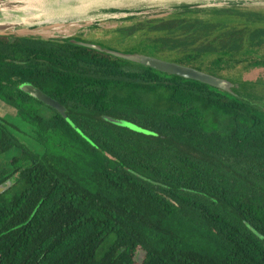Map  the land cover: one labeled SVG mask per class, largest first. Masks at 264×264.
<instances>
[{"label": "trees", "instance_id": "16d2710c", "mask_svg": "<svg viewBox=\"0 0 264 264\" xmlns=\"http://www.w3.org/2000/svg\"><path fill=\"white\" fill-rule=\"evenodd\" d=\"M107 34L123 52L223 79L264 67L263 9L185 8ZM238 89L65 40L0 36V100L28 142L0 117V185L12 183L0 194V264H264V110Z\"/></svg>", "mask_w": 264, "mask_h": 264}, {"label": "rangeland", "instance_id": "374dc122", "mask_svg": "<svg viewBox=\"0 0 264 264\" xmlns=\"http://www.w3.org/2000/svg\"><path fill=\"white\" fill-rule=\"evenodd\" d=\"M20 1L23 0H17L6 5L4 4V6H6V8H16L21 4ZM33 1L35 0H31V2ZM182 5H190L191 9L197 8L206 11H211L213 9H222L218 8V6H209L208 4L202 2L193 3L184 2L183 0H159L154 2L124 0L120 3L109 4L106 8H103L104 10L102 12H100V10H97V7H94L93 9H91L92 11L88 12L85 10H81L79 14L81 18L80 20H73L71 14H67L65 16L69 21L65 23L48 24L44 27L36 29L18 28L14 30L15 34L9 36L8 38H13V36H16L14 38H17L21 36L44 40L63 39L66 37H79L83 40L93 38L95 40H99L102 37H106V39H109V36H104V33L101 34V37L100 34H94V31H110L123 24H126V22H129L130 20L140 21L145 18L168 16L174 13H179L187 8ZM245 5H247V7L255 8L256 10L264 9V2L252 1L249 3H245ZM4 6L0 4L1 9H3ZM224 7L228 6L224 5ZM124 10H127V12H124ZM1 13L2 12H0V22H3V24L11 23V20L13 18L12 15L1 17ZM129 17L134 18L130 19ZM106 39L102 40L101 43L98 42L103 48L122 51V49L115 47L117 44H111V46L107 45L109 42ZM224 74L228 77L227 80L235 84V88H239L238 92L241 98H243L250 104L264 110V67L246 70L244 67L239 66L234 70L225 71ZM231 79L235 81H231ZM0 117L5 118V120L12 125V127H10L11 131H14L15 135L21 142H25L26 144L28 143L27 141H24V138L21 137L22 134L20 131L24 130V123H22L18 118L15 109L3 103L2 101H0ZM13 126H15L17 129L13 128Z\"/></svg>", "mask_w": 264, "mask_h": 264}, {"label": "water", "instance_id": "95a60500", "mask_svg": "<svg viewBox=\"0 0 264 264\" xmlns=\"http://www.w3.org/2000/svg\"><path fill=\"white\" fill-rule=\"evenodd\" d=\"M141 2H154V1H159V0H138ZM185 2V0H183ZM252 1H258V2H264V0H240V1H223L224 3L219 5L217 3H208L205 2L206 4H208L209 6H218V8H222V9H230V8H239V9H255L252 7H247V5H245V3H249ZM0 4L4 6V4H7V1L4 0H0ZM228 6V7H224ZM185 6L187 8H190V5H182ZM18 7V6H17ZM6 6L3 7V9H5ZM3 9H1L0 7V12H3ZM11 10L15 9V7L10 8ZM191 9V8H190ZM197 9V8H196ZM215 10V9H213ZM264 10V9H263ZM138 11V10H136ZM124 12H127V10H124ZM138 13V12H137ZM130 19L134 18V17H129ZM124 21V20H123ZM22 29L25 27H22L20 25L14 24V23H8V24H3L0 23V36H6L9 37L13 34H15L14 30L15 29ZM26 29V28H25ZM16 37V36H13ZM21 37V36H20ZM79 37H71V38H63V39H52V40H65L68 43L74 44V45H78V46H82V47H86L89 49H93L96 51H99L101 53H105L108 55H111L113 57L128 61V62H132L135 64H139L148 68H151L153 70L162 72V73H166L169 75H175V76H179L185 79H189V80H194L197 82H200L202 84L214 87L216 89H219L223 92L226 93H232V89L235 88V84H233L232 82H230L227 79H223L214 75H211L209 73L203 72V71H199L195 68L189 67V66H185L182 64H178V63H174V62H170V61H166V60H162L153 56H149V55H145V54H140V53H125V52H121V51H117V50H113V49H107V48H103L102 46L93 43V42H88V41H83V39ZM20 90H22L24 93H26L27 95H30L31 97H34L35 99L45 103L46 105L56 109L59 113H61V115L66 118L71 124L72 122L67 118V115L65 113V109L62 105H60L56 100H54L53 98L49 97L47 94H45L44 92H42L41 90H39L38 88L34 87L31 84H23L20 86ZM103 119L111 124H114L116 126L119 127H123V128H128L134 132L137 133H142L145 135H154L153 132L146 130L142 127H139L138 125L131 123L129 121L123 120V119H116V118H112L109 116H104ZM10 184L8 183V186ZM6 188L0 187V192L5 190Z\"/></svg>", "mask_w": 264, "mask_h": 264}, {"label": "bare ground", "instance_id": "6f19581e", "mask_svg": "<svg viewBox=\"0 0 264 264\" xmlns=\"http://www.w3.org/2000/svg\"><path fill=\"white\" fill-rule=\"evenodd\" d=\"M7 4L17 0H4ZM124 0H23L15 9H3L1 17L12 15L11 23L25 27L26 29H36L53 23H65L67 14H71L72 19L80 20V11H92L94 7L102 12L109 4L120 3ZM145 1V0H143ZM228 0H185V2H208L223 4ZM240 1V0H229ZM17 2V3H20ZM208 6V5H207ZM100 8V9H98ZM84 11V12H85ZM79 18V19H78ZM71 19V20H72ZM3 23V22H0Z\"/></svg>", "mask_w": 264, "mask_h": 264}, {"label": "flooded vegetation", "instance_id": "af4514ba", "mask_svg": "<svg viewBox=\"0 0 264 264\" xmlns=\"http://www.w3.org/2000/svg\"><path fill=\"white\" fill-rule=\"evenodd\" d=\"M100 32V33H99ZM102 33H104V36L106 35V36H108V34H107V31H105V32H101L100 30H96V31H94V34H102ZM101 37H102V35H101ZM104 39H106V37H102L101 39H99V40H95L94 38L93 39H86V40H88V42H93V43H96V44H98V45H100L98 42H102V40H104ZM107 41H108V39H106ZM101 46V45H100ZM117 51H119V50H117ZM99 52V51H98ZM122 52V51H121ZM126 53V52H125ZM26 83H28V84H31V83H29V82H24V83H22V84H20L19 85V90H20V86L21 85H23V84H26ZM31 85H33V84H31ZM34 86V85H33ZM35 87V86H34ZM37 88V87H36ZM39 89V88H38ZM40 90V89H39ZM21 92H23L22 90H20ZM42 91V90H41ZM43 92V91H42ZM24 93V92H23ZM45 93V92H44ZM26 94V93H25ZM45 94H47V93H45ZM27 95V94H26ZM48 95V94H47ZM30 96V95H29ZM49 96V95H48ZM31 97V96H30ZM49 97H51V96H49ZM32 98H34V97H32ZM52 98V97H51ZM35 99V98H34ZM54 99V98H53ZM37 100V99H36ZM55 100V99H54ZM1 101V100H0ZM37 101H39V100H37ZM57 101V100H56ZM39 102H41V101H39ZM58 102V101H57ZM4 103V102H3ZM41 103H43V102H41ZM59 103V102H58ZM6 104V103H5ZM44 105H46L45 103H43ZM60 104V103H59ZM8 105V104H7ZM60 105H62V104H60ZM47 107H49V108H51V109H53V110H55L58 114H60L61 115V113H59L56 109H54V108H52V107H50V106H48V105H46ZM63 106V105H62ZM11 107V106H10ZM64 107V106H63ZM13 108V107H12ZM14 109V108H13ZM64 109H65V113H66V115H67V118L72 122V120L68 117V114H67V109L64 107ZM62 116V115H61ZM63 117V116H62ZM1 118H3V117H1ZM64 118V117H63ZM5 119V118H4ZM73 128H74V123L72 122V124L66 119V118H64ZM8 183L10 184L9 186H8ZM12 186V183H11V181H8L7 182V185L6 186H2V185H0V187H3V188H6L5 190H3V191H1L0 192V194H2L4 191H6L9 187H11Z\"/></svg>", "mask_w": 264, "mask_h": 264}]
</instances>
